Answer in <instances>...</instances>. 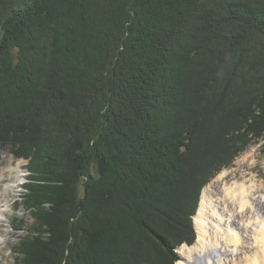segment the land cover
Instances as JSON below:
<instances>
[{
  "label": "trees",
  "instance_id": "obj_1",
  "mask_svg": "<svg viewBox=\"0 0 264 264\" xmlns=\"http://www.w3.org/2000/svg\"><path fill=\"white\" fill-rule=\"evenodd\" d=\"M260 139L264 0H0V148L33 218L12 264H174Z\"/></svg>",
  "mask_w": 264,
  "mask_h": 264
},
{
  "label": "bare ground",
  "instance_id": "obj_2",
  "mask_svg": "<svg viewBox=\"0 0 264 264\" xmlns=\"http://www.w3.org/2000/svg\"><path fill=\"white\" fill-rule=\"evenodd\" d=\"M250 157L253 159L255 154ZM23 178L21 161L11 164L0 160V220L6 216ZM225 179L226 170L217 177L219 185L202 193L194 214L197 238L194 244L176 248L180 256L177 264H195L197 260L191 259L200 254L206 264H264V196L259 194L264 185L255 182L253 176L231 183ZM250 239L254 244L246 250L245 243ZM213 246L219 247L224 256L211 257ZM229 246L239 251L229 250Z\"/></svg>",
  "mask_w": 264,
  "mask_h": 264
},
{
  "label": "rangeland",
  "instance_id": "obj_3",
  "mask_svg": "<svg viewBox=\"0 0 264 264\" xmlns=\"http://www.w3.org/2000/svg\"><path fill=\"white\" fill-rule=\"evenodd\" d=\"M263 141H264L263 139H260L257 141L251 140V142H249L246 145V147L241 152H239L236 157H234L231 166L222 168L202 188V190L200 192L199 201H200L202 193L206 189L213 188L216 185H219L218 184L219 182L217 181V177L224 170H226V179L225 180H227L228 183H231L233 181L248 180L253 176L255 179V182H257V183L261 182L264 185ZM10 148H11V146L9 144L0 148V160L2 161L5 159L6 163H11V164H15L16 161H18V160L21 161L22 162V174H23L24 178L21 180L22 185L19 186L18 190H16L14 192L13 202L11 203L10 207L6 210V216H4L3 220H0V262L2 264H12L13 256H14L13 247L22 239H26V233L28 232L26 228L29 226V224L31 225V222L33 220L31 212L28 209V202H27V196H26L27 190L24 187V184H26V182L28 180L26 177V175L28 173V170L26 169L27 160H24L22 158H15L13 156V154L10 152ZM251 154L252 155L255 154V157L253 159L250 157ZM95 171H96V169L93 166L92 172H95ZM82 188L83 187L81 186L79 189L80 194H82V192H83ZM259 194L264 196V189H263V191L259 192ZM199 201H198V204H199ZM16 203H17V206H16ZM196 213L197 212H195V214ZM14 218H18V219L22 218L23 219V223H24L23 229H21V227H17V226L15 227L12 224L11 219H14ZM195 219H196V217L193 215L192 216V223H193L194 230H195L194 233H195L196 238H197L196 220ZM3 238H6L5 241ZM253 244H254V242L251 239L249 241H247L245 243L246 250H249L248 248L252 247ZM182 245H187V244H182ZM177 247L180 248L181 245H179ZM176 248H175V252H176ZM228 249L234 250V252L239 251L234 246L233 247L229 246ZM210 254H211V257H213L215 255L216 259H219L220 256L221 257L224 256L223 254L220 255L221 251L219 250V247L216 248L215 246L211 247ZM178 259H180V256ZM191 260L192 261L197 260V263H195V264H206L205 263L206 259L204 258V256L202 254H200L199 256L193 255ZM183 263L189 264L187 261H183ZM174 264H177V261Z\"/></svg>",
  "mask_w": 264,
  "mask_h": 264
}]
</instances>
